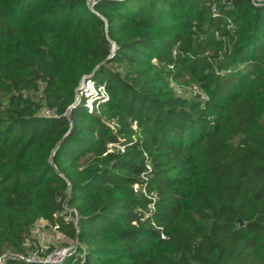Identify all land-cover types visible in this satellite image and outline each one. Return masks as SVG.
Instances as JSON below:
<instances>
[{
  "label": "trees",
  "instance_id": "trees-1",
  "mask_svg": "<svg viewBox=\"0 0 264 264\" xmlns=\"http://www.w3.org/2000/svg\"><path fill=\"white\" fill-rule=\"evenodd\" d=\"M41 219L60 264H264V0H0V264Z\"/></svg>",
  "mask_w": 264,
  "mask_h": 264
},
{
  "label": "rangeland",
  "instance_id": "rangeland-1",
  "mask_svg": "<svg viewBox=\"0 0 264 264\" xmlns=\"http://www.w3.org/2000/svg\"><path fill=\"white\" fill-rule=\"evenodd\" d=\"M177 92L181 95L192 96L194 93V86L186 85L184 83L178 84L173 82ZM104 90L99 91L93 82L86 80L85 84L80 87L78 99H81L82 94L85 97H91L87 100V106L92 109L93 99L102 95ZM42 112L47 113V109L43 108ZM69 218V216H67ZM74 240L65 231L59 228V225L53 224L50 221L41 219L34 225L31 235L26 240V247L28 249L27 258H45L50 253L59 251L64 247L73 246Z\"/></svg>",
  "mask_w": 264,
  "mask_h": 264
},
{
  "label": "built area",
  "instance_id": "built-area-1",
  "mask_svg": "<svg viewBox=\"0 0 264 264\" xmlns=\"http://www.w3.org/2000/svg\"><path fill=\"white\" fill-rule=\"evenodd\" d=\"M95 0H88V5L93 8V4H94ZM91 82V81H89ZM194 93L195 95H198L201 99L205 100L207 99V95L205 93V91L198 87L197 85L194 86ZM46 114H51V111L47 109V113ZM136 188H138V185L135 186ZM75 249L74 246H70V247H64L63 249H60L59 251H55L50 253L47 257L45 258H39V259H35V258H27L26 256L23 257L21 256V258L25 261H29V262H50L51 264H60L62 262V260L65 258V256H68L71 252H73Z\"/></svg>",
  "mask_w": 264,
  "mask_h": 264
},
{
  "label": "water",
  "instance_id": "water-1",
  "mask_svg": "<svg viewBox=\"0 0 264 264\" xmlns=\"http://www.w3.org/2000/svg\"><path fill=\"white\" fill-rule=\"evenodd\" d=\"M86 80H88V78H86ZM239 220V225L242 226L244 224L243 220L242 219H238ZM67 256H65V258L62 260L64 261L66 259ZM42 264H51L50 262H42Z\"/></svg>",
  "mask_w": 264,
  "mask_h": 264
}]
</instances>
